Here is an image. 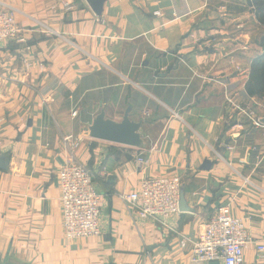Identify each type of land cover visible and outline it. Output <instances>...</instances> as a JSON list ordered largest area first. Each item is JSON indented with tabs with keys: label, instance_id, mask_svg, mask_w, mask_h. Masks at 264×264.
Here are the masks:
<instances>
[{
	"label": "crops",
	"instance_id": "1",
	"mask_svg": "<svg viewBox=\"0 0 264 264\" xmlns=\"http://www.w3.org/2000/svg\"><path fill=\"white\" fill-rule=\"evenodd\" d=\"M0 8L20 28L0 41L1 261L205 264L191 260L194 242L225 205L254 239L245 264H262L264 96L247 83L264 26L249 0H108L101 15L87 0ZM128 107L144 147L86 134L101 108L120 120ZM71 157L103 197L98 236H66L59 174ZM161 176L181 178L184 201L165 224L120 196Z\"/></svg>",
	"mask_w": 264,
	"mask_h": 264
},
{
	"label": "built area",
	"instance_id": "2",
	"mask_svg": "<svg viewBox=\"0 0 264 264\" xmlns=\"http://www.w3.org/2000/svg\"><path fill=\"white\" fill-rule=\"evenodd\" d=\"M19 33L20 28L13 13L0 8V41L17 39ZM144 114L149 116L151 113L144 111ZM143 161L140 157L139 162ZM93 177L86 164L72 157L61 168V202L68 238L100 235L103 197L96 189ZM181 192L180 177L161 176L147 177L137 191L120 196L140 217L165 224L169 217L180 211ZM253 241L244 220L233 215L228 206L221 205L203 223L190 258L205 264H245V250ZM254 243L259 260L264 264V238Z\"/></svg>",
	"mask_w": 264,
	"mask_h": 264
},
{
	"label": "water",
	"instance_id": "3",
	"mask_svg": "<svg viewBox=\"0 0 264 264\" xmlns=\"http://www.w3.org/2000/svg\"><path fill=\"white\" fill-rule=\"evenodd\" d=\"M97 15H101L104 10V5L108 0H87ZM264 121V119H263ZM143 120H135L131 116V107H128L123 118L116 120L110 118L106 110L101 108L99 113L95 115L90 125L85 128V132L88 136L94 139L109 141L126 145L130 147L142 148L145 146V140L141 132ZM212 163L209 160L204 162L202 168H211ZM184 201L181 196L180 210L183 208ZM0 264H8L1 261ZM210 264H218V262H212Z\"/></svg>",
	"mask_w": 264,
	"mask_h": 264
},
{
	"label": "trees",
	"instance_id": "4",
	"mask_svg": "<svg viewBox=\"0 0 264 264\" xmlns=\"http://www.w3.org/2000/svg\"><path fill=\"white\" fill-rule=\"evenodd\" d=\"M257 20L264 26V0H249ZM262 52L253 59L247 92L251 96H264V36L260 41Z\"/></svg>",
	"mask_w": 264,
	"mask_h": 264
},
{
	"label": "rangeland",
	"instance_id": "5",
	"mask_svg": "<svg viewBox=\"0 0 264 264\" xmlns=\"http://www.w3.org/2000/svg\"><path fill=\"white\" fill-rule=\"evenodd\" d=\"M261 52H262V51H261ZM261 52H260V53H261Z\"/></svg>",
	"mask_w": 264,
	"mask_h": 264
}]
</instances>
